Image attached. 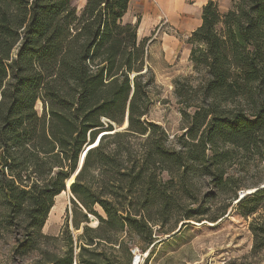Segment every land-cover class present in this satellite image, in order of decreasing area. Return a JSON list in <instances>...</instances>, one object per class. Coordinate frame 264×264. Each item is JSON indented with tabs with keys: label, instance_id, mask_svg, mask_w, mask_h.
<instances>
[{
	"label": "trees",
	"instance_id": "trees-1",
	"mask_svg": "<svg viewBox=\"0 0 264 264\" xmlns=\"http://www.w3.org/2000/svg\"><path fill=\"white\" fill-rule=\"evenodd\" d=\"M129 2L0 0V233L14 235L12 257L133 264L137 244L148 262L157 224L215 222L230 208L252 216V251L263 250V177L246 176L264 167V0L203 6L188 41L196 76L175 82L186 125L173 139L147 119L155 73L149 38L123 20ZM68 187L83 230L47 235Z\"/></svg>",
	"mask_w": 264,
	"mask_h": 264
},
{
	"label": "rangeland",
	"instance_id": "rangeland-1",
	"mask_svg": "<svg viewBox=\"0 0 264 264\" xmlns=\"http://www.w3.org/2000/svg\"><path fill=\"white\" fill-rule=\"evenodd\" d=\"M86 1L73 0V4L80 11ZM216 2L222 13L232 4V0H216ZM180 11L182 18L187 16L188 19L194 20V12H186L184 8ZM154 23L156 24L150 25L147 29L146 36L149 38L148 63L155 73L154 103L147 119L162 125L169 138L173 139L175 135L183 133L186 125L180 111L181 104L178 103L175 93V82L179 78L196 76L189 58L192 44L188 41L192 33L190 35L186 30L176 29L170 16L163 15ZM37 107L40 110L41 104L39 103ZM133 141L140 142L138 138ZM163 176L166 178L167 174L164 173ZM260 176L263 177V181L257 187L264 185V167L260 174L256 167H252L246 176V181L251 183ZM249 188L256 187L250 186L247 189ZM202 189L205 191L207 188ZM238 194L241 196L242 190ZM72 199L69 188L55 197L43 233L58 236L67 222L75 237L82 232L85 223H82L80 229H75L72 224L71 217L74 212ZM210 203L219 205L221 202ZM197 205L198 203L192 202L188 207L195 208ZM251 220L252 216L244 217L236 208H230L215 222L174 218L165 224L154 226L153 237L156 246L148 262H146L147 252H143L137 244L132 246L131 251L134 258L137 254L140 255V264H264V249L257 253L252 251L254 237L249 227ZM186 221L191 223H185ZM89 224L96 226L97 217L93 215ZM181 225V229L172 235ZM13 241L14 235L0 233V264H27L36 259L35 254L26 258H13L10 250ZM62 244V241L51 242V245L57 247Z\"/></svg>",
	"mask_w": 264,
	"mask_h": 264
},
{
	"label": "crops",
	"instance_id": "crops-1",
	"mask_svg": "<svg viewBox=\"0 0 264 264\" xmlns=\"http://www.w3.org/2000/svg\"><path fill=\"white\" fill-rule=\"evenodd\" d=\"M208 1L209 0H194L193 3H190L187 0H130L128 10L123 16V20L133 24L139 22V38L146 37L149 26L156 24L154 22H157V19L163 15L170 16L172 24L176 29L186 30L187 33L191 35V33L201 25L202 9ZM183 8L186 12L191 11L195 13L194 20L188 19L187 16L182 18L180 10ZM138 17L140 18L139 20Z\"/></svg>",
	"mask_w": 264,
	"mask_h": 264
},
{
	"label": "water",
	"instance_id": "water-1",
	"mask_svg": "<svg viewBox=\"0 0 264 264\" xmlns=\"http://www.w3.org/2000/svg\"><path fill=\"white\" fill-rule=\"evenodd\" d=\"M262 187H264V185L263 186H261V188ZM69 188V187H68ZM259 188H254L250 193H253V192H255V191H257ZM244 194L242 193V195L241 196H243ZM72 198H74L75 199V197L73 196V194H72ZM185 223H191V221H186ZM181 227H182V225L179 227V229L176 231V232H174L172 235H174V234H176L180 229H181ZM147 254H148V252H147ZM139 261H140V256H136L135 258H134V260H133V264H139Z\"/></svg>",
	"mask_w": 264,
	"mask_h": 264
},
{
	"label": "bare ground",
	"instance_id": "bare-ground-1",
	"mask_svg": "<svg viewBox=\"0 0 264 264\" xmlns=\"http://www.w3.org/2000/svg\"><path fill=\"white\" fill-rule=\"evenodd\" d=\"M253 189H244L243 191H242V193L245 195L246 193H249V192H251ZM64 192V191H63ZM138 256H140L139 254H137ZM140 260H141V257H140ZM139 264H140V261H139Z\"/></svg>",
	"mask_w": 264,
	"mask_h": 264
}]
</instances>
